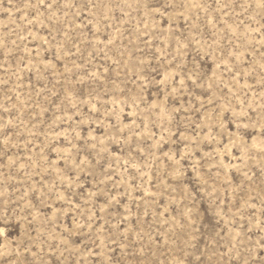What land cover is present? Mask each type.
<instances>
[{
  "label": "rangeland",
  "instance_id": "obj_1",
  "mask_svg": "<svg viewBox=\"0 0 264 264\" xmlns=\"http://www.w3.org/2000/svg\"><path fill=\"white\" fill-rule=\"evenodd\" d=\"M261 241L264 0H0V264Z\"/></svg>",
  "mask_w": 264,
  "mask_h": 264
},
{
  "label": "snow or ice",
  "instance_id": "obj_2",
  "mask_svg": "<svg viewBox=\"0 0 264 264\" xmlns=\"http://www.w3.org/2000/svg\"><path fill=\"white\" fill-rule=\"evenodd\" d=\"M43 2V0H41ZM262 244H264V241H261ZM257 264H264V260L257 262Z\"/></svg>",
  "mask_w": 264,
  "mask_h": 264
}]
</instances>
